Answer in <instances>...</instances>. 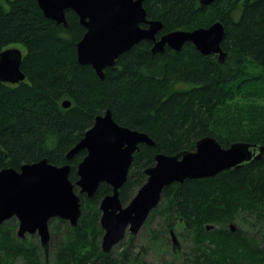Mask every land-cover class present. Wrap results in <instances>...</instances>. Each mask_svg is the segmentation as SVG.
Wrapping results in <instances>:
<instances>
[{"label": "trees", "instance_id": "obj_1", "mask_svg": "<svg viewBox=\"0 0 264 264\" xmlns=\"http://www.w3.org/2000/svg\"><path fill=\"white\" fill-rule=\"evenodd\" d=\"M6 2L7 9L0 5V51L23 47L25 80L0 82V168L18 171L46 159L69 165V180L75 183L86 152L71 160L66 155L107 110L119 126L145 133L155 143L139 145L133 154L119 190L123 206L146 181L144 171L157 154L193 151L204 137L222 148L233 143L264 147V0H215L207 6L197 0H142L146 19L162 23L158 37L220 22L221 48L230 58L219 64L216 56L201 55L190 43L179 52L165 48L152 54V43L141 41L120 55L114 68H106L102 80L76 60L85 29L73 12L66 11L63 28L44 17L35 0ZM64 101L68 108L62 107ZM111 192L101 184L91 199L77 194L81 215L75 227L49 222L50 261L36 236V241L19 239L16 221L3 223L0 264H140L127 248L116 257L101 251L98 206ZM156 214L163 217L164 234L190 236V264H264V156L213 178L164 189L145 228ZM245 219L254 236L245 228L230 231L229 223L244 225ZM149 235L152 244L165 245L162 234L151 230ZM133 238L128 234L124 244L128 247Z\"/></svg>", "mask_w": 264, "mask_h": 264}, {"label": "water", "instance_id": "obj_2", "mask_svg": "<svg viewBox=\"0 0 264 264\" xmlns=\"http://www.w3.org/2000/svg\"><path fill=\"white\" fill-rule=\"evenodd\" d=\"M35 1L44 17L63 28H67L66 11L77 16L85 32L76 44V60L79 65H89L101 80L106 68H114L118 57L141 41L153 43L152 54H160L165 48L179 52L190 43L201 55L216 56L219 64H225L230 58L221 48L224 27L220 22L192 31H173L157 39L162 23L146 19L142 0ZM197 1L199 6H207L215 0ZM22 56L14 47L0 51L1 83L17 85L25 80L20 69ZM69 106L68 101L62 103L63 108ZM142 144L155 146L145 133L119 126L107 110L94 119L93 125L66 155V159L71 160L79 152H86L77 165L75 183L69 180V165L55 166L46 159L24 164L18 171L0 168V225L15 218L18 223L16 236L25 239L27 235H36L47 255L49 221L59 219L75 227L81 215L78 195L91 199L98 187L105 184L112 192L102 198L98 209L103 231L100 246L107 254L126 234L135 236L140 231L159 205L164 189L213 178L264 156L263 146L233 143L222 148L214 138L204 137L196 142L193 151L157 154L154 165L144 171L146 181L123 206L119 190L127 180L133 154ZM74 187H78V195ZM229 229L235 231L232 225Z\"/></svg>", "mask_w": 264, "mask_h": 264}, {"label": "rangeland", "instance_id": "obj_3", "mask_svg": "<svg viewBox=\"0 0 264 264\" xmlns=\"http://www.w3.org/2000/svg\"><path fill=\"white\" fill-rule=\"evenodd\" d=\"M0 5L3 6L5 9L8 8L6 0H0ZM11 47L17 48L21 52L22 55L25 53V50L20 45H11L9 48ZM75 188L77 190L76 194H78V187H75ZM12 219H14L17 223V220L15 218H12ZM248 223H249L248 219L244 220V225H241L238 222L234 221L232 223H229L228 227L232 225L234 228H238V229L245 228V230L250 231L251 228L249 227V224L251 222L249 224ZM48 227L52 229L51 224L48 225ZM60 228L62 229L61 226ZM15 229L17 230V227ZM16 230L14 232L15 234H16ZM151 230L155 231L157 234H162L161 235L162 238L165 239L164 246L158 242H156L155 244H152V240L149 235ZM163 231H164L163 217L160 214H156L152 218V221L148 227L145 228V224H144L143 227L140 229V231L135 236H133L134 237L133 241L128 247L124 244L128 238V234H126L125 238L121 241L122 244L119 247H118L119 245L118 244L112 249V254L114 257H116L118 253L122 252L125 248H127L130 256L134 257L138 255L136 258L138 261L141 260L140 264H190V261H189L190 245H191L190 236L186 238L178 237L173 232H170V233L166 232L164 234ZM250 232H251V235L253 236L255 235L254 230ZM27 236L29 237V235ZM33 236H36V235H31L30 237L33 238ZM34 238H33V241H36ZM37 241L39 243L38 237H37ZM51 252H52V247L50 245V249L48 250V254H47V258L49 261L51 259ZM16 264H22V262L18 260Z\"/></svg>", "mask_w": 264, "mask_h": 264}, {"label": "flooded vegetation", "instance_id": "obj_4", "mask_svg": "<svg viewBox=\"0 0 264 264\" xmlns=\"http://www.w3.org/2000/svg\"><path fill=\"white\" fill-rule=\"evenodd\" d=\"M141 27H142V28H145L146 26H145V25H141ZM159 37H160V36H159ZM159 37L156 36L157 39H159ZM149 42H150V41H149ZM151 43H152V42H151ZM152 45H153V43H152Z\"/></svg>", "mask_w": 264, "mask_h": 264}]
</instances>
